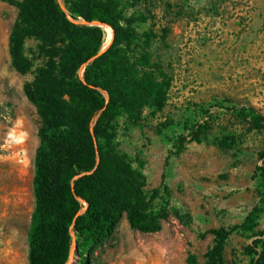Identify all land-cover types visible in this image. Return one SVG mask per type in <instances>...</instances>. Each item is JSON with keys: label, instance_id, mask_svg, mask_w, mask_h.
I'll use <instances>...</instances> for the list:
<instances>
[{"label": "rangeland", "instance_id": "374dc122", "mask_svg": "<svg viewBox=\"0 0 264 264\" xmlns=\"http://www.w3.org/2000/svg\"><path fill=\"white\" fill-rule=\"evenodd\" d=\"M120 8L144 16L138 32L157 36L152 50L172 81L163 111L152 116L146 109L141 126L121 120L117 145L143 174L146 191L166 181L171 215L149 234L132 230L124 215L113 236L91 252V264H204L215 247L210 231L245 223L248 229L233 234L223 253L230 263L246 264L247 248L264 239V129H252L235 112L253 107L264 114V0H120ZM17 18L18 9L0 0V264H29L40 144V118L24 91L35 71L23 75L11 62ZM28 48L32 54L35 42ZM201 107L213 128L197 142L173 125L209 120ZM228 134L240 142L230 148L215 143ZM76 245L73 233L70 259H78Z\"/></svg>", "mask_w": 264, "mask_h": 264}, {"label": "trees", "instance_id": "16d2710c", "mask_svg": "<svg viewBox=\"0 0 264 264\" xmlns=\"http://www.w3.org/2000/svg\"><path fill=\"white\" fill-rule=\"evenodd\" d=\"M4 1L18 9L10 35L12 67L23 75L35 71L24 91L40 118L29 264H69L73 233L78 264H91V252L113 236L124 215L134 231H160L171 215L172 190L163 181L160 189L146 191L143 174L117 145L121 120L141 126L146 109L152 116L163 111L171 87L170 74L152 50L157 36L138 32L144 16H129L120 0ZM91 23L114 31L113 43L101 55L106 32ZM29 41L35 42L32 54ZM201 109L208 117L209 111ZM235 114L252 129H264V114L255 108ZM209 117L173 126L202 142L213 128ZM239 142L228 134L215 143L230 148ZM175 145L183 151L181 142ZM259 159L264 201V152ZM247 229L246 223L212 229L215 247L204 264H234L224 257L225 244ZM247 256L246 264H264V239L254 240Z\"/></svg>", "mask_w": 264, "mask_h": 264}, {"label": "bare ground", "instance_id": "6f19581e", "mask_svg": "<svg viewBox=\"0 0 264 264\" xmlns=\"http://www.w3.org/2000/svg\"><path fill=\"white\" fill-rule=\"evenodd\" d=\"M103 28L106 32V36H105L102 50H105L111 44L114 35H113L112 29L109 26H104ZM75 261H76L75 257H71V259L69 260V263L74 264Z\"/></svg>", "mask_w": 264, "mask_h": 264}, {"label": "water", "instance_id": "95a60500", "mask_svg": "<svg viewBox=\"0 0 264 264\" xmlns=\"http://www.w3.org/2000/svg\"><path fill=\"white\" fill-rule=\"evenodd\" d=\"M90 25H97V26H101V27L109 26V25H107V24H101V23H91ZM109 27L112 29L111 26H109ZM112 30H113V29H112ZM113 35H114V31H113ZM113 40H114V36H113ZM113 40H112L111 44L113 43ZM111 44H110L105 50H102V49H101L99 55H101L102 53H104L105 51H107L108 48L111 46ZM86 206L88 207V204H87V203H86ZM85 210H86V209H85ZM85 210H84V212H85ZM76 250H77V258H78V259L75 261L74 264H78V260H79V258H80V255H79V252H78V246H77V245H76ZM69 264H72V263H69Z\"/></svg>", "mask_w": 264, "mask_h": 264}]
</instances>
